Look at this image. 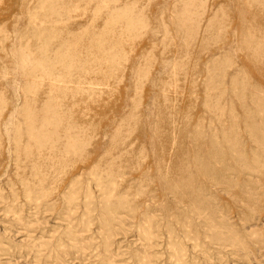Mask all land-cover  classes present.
I'll use <instances>...</instances> for the list:
<instances>
[{"label": "rangeland", "instance_id": "rangeland-1", "mask_svg": "<svg viewBox=\"0 0 264 264\" xmlns=\"http://www.w3.org/2000/svg\"><path fill=\"white\" fill-rule=\"evenodd\" d=\"M0 264H264V0H0Z\"/></svg>", "mask_w": 264, "mask_h": 264}]
</instances>
